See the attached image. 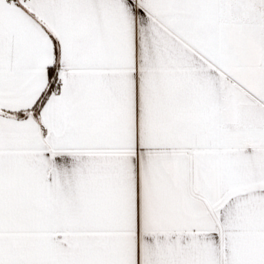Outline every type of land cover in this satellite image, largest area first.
Returning a JSON list of instances; mask_svg holds the SVG:
<instances>
[{
  "label": "snow or ice",
  "instance_id": "6c2138e0",
  "mask_svg": "<svg viewBox=\"0 0 264 264\" xmlns=\"http://www.w3.org/2000/svg\"><path fill=\"white\" fill-rule=\"evenodd\" d=\"M0 264H264V0H0Z\"/></svg>",
  "mask_w": 264,
  "mask_h": 264
}]
</instances>
